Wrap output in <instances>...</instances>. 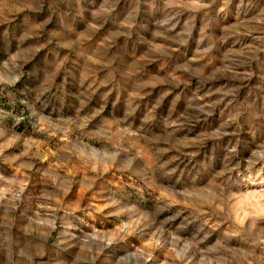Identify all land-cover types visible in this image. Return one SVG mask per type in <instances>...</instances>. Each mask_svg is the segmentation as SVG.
<instances>
[{"label":"clouds","instance_id":"obj_1","mask_svg":"<svg viewBox=\"0 0 264 264\" xmlns=\"http://www.w3.org/2000/svg\"><path fill=\"white\" fill-rule=\"evenodd\" d=\"M142 4L165 10L152 31L164 44L151 45L162 77L129 66L117 42L145 43ZM89 52L96 64L81 72ZM36 133L63 136L57 167L70 171L51 196L5 189L0 264H161L160 252L167 264H264V228L245 222L264 221L246 203L257 191L264 205V0H0V152Z\"/></svg>","mask_w":264,"mask_h":264},{"label":"rangeland","instance_id":"obj_2","mask_svg":"<svg viewBox=\"0 0 264 264\" xmlns=\"http://www.w3.org/2000/svg\"><path fill=\"white\" fill-rule=\"evenodd\" d=\"M148 5H141V15L140 20L142 23L148 25L149 31H140V36L144 38L145 43H139L136 35L134 34L131 40L125 41L124 37H118L117 42L121 46V50L124 51V59L126 63L133 68H142L146 70L150 77H162L163 73L158 71V64L154 62L153 56L154 53L151 52L152 44H164L160 38L153 39L152 31L155 30V20H162L165 18V10L161 9L160 12L156 15H149L147 12ZM187 17L184 16L181 18V23L186 20ZM199 26V25H198ZM227 25H222L221 28H225ZM176 31H180L178 26ZM219 34V33H218ZM107 35V33H105ZM198 35V34H197ZM98 44L102 46L103 41H98ZM190 53L189 56H194L200 49H198L194 42L190 41ZM171 47H175L174 43L168 42ZM97 57L89 52L85 57L81 59L80 62V71L87 72L90 70L91 66H95ZM99 79H103L104 76L97 73ZM137 79L133 81V85L143 84L145 79ZM166 90L164 86H158L155 89H152V96L149 99L150 104L155 103V100L158 98L159 94ZM196 91L195 83H193L189 89H185L182 93L181 101L176 105V110L173 112V118L182 113L187 107V101L192 97L193 93ZM115 95L111 97V101H115ZM175 99V94L169 95L162 106L158 110V113L163 116L168 115V109L172 106L173 100ZM149 104V106H150ZM123 98L121 99L120 106V115H123ZM108 111H111V103H109ZM111 119V116H109ZM142 119V116H141ZM140 120H137L136 124L139 125ZM24 130L23 123L16 129L17 132ZM135 131V129H133ZM28 132L31 133V126L29 125ZM30 141L35 142L34 146L30 149L29 155H22L24 142ZM3 138H0V144H2ZM19 146H12L8 149H4L0 152V196L5 195V189L8 188H18L20 183L26 182L29 189L33 190L36 196H40L42 193H47L51 196L53 193L61 191L62 188L57 187L61 185V180L63 177L67 176L70 167L61 168L57 167L63 159L65 158V153H57V147L63 144V136H49L46 133H36V134H25L22 137L21 141L18 142ZM38 145V147H37ZM35 152L37 155L33 156L32 153ZM28 165H31L28 167ZM47 174V175H46ZM84 177L83 170L77 174L74 179L81 180ZM47 181V183H45ZM121 181H125L127 186L130 189L131 181L128 177L121 176L119 174L112 175L106 174V179L104 184L109 187H116ZM131 190V189H130ZM81 191L80 184H73L72 190L69 193L72 201L74 202L79 198ZM99 192V189H97ZM10 195V193H7ZM106 195L105 192H99V195L93 199L91 192H85L84 197L86 199L95 202V200ZM43 198V197H42ZM59 199L58 196L54 197L51 207ZM66 200L68 197L65 198ZM246 203L253 210L256 211L259 207H264L260 204V194L257 191H252L246 198ZM39 206V203L38 205ZM177 208L183 207V203L175 206ZM253 220H256L258 228H264V221L260 220L258 217H246L245 222L251 223ZM95 226V225H94ZM161 264H167V253L160 252Z\"/></svg>","mask_w":264,"mask_h":264}]
</instances>
